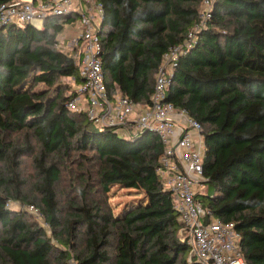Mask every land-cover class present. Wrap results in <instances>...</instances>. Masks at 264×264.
Masks as SVG:
<instances>
[{
    "label": "trees",
    "instance_id": "16d2710c",
    "mask_svg": "<svg viewBox=\"0 0 264 264\" xmlns=\"http://www.w3.org/2000/svg\"><path fill=\"white\" fill-rule=\"evenodd\" d=\"M96 1L106 88L145 106L163 54L199 23L202 0ZM209 14L177 60L166 99L203 127V206L235 224L248 264H264V0H213ZM73 18L49 16L40 29L0 26V264H67L73 251L79 264H196L156 173L157 135L121 137L67 107L76 95L62 79L83 80L76 56L59 48ZM20 133L21 143L13 139ZM32 154L39 179L30 202L47 228L8 207L27 201L20 165ZM71 160L83 177L64 217L56 186L60 164ZM114 186L139 192L141 202L113 213L106 196Z\"/></svg>",
    "mask_w": 264,
    "mask_h": 264
},
{
    "label": "built area",
    "instance_id": "2783aa9c",
    "mask_svg": "<svg viewBox=\"0 0 264 264\" xmlns=\"http://www.w3.org/2000/svg\"><path fill=\"white\" fill-rule=\"evenodd\" d=\"M212 2L202 0L199 23L187 32L182 42L170 46L163 54L150 102L145 106L117 89L109 93L106 88L98 34L102 9L96 0H13L0 5V26L27 23L40 29L49 16H78L79 35L73 42L79 44L76 63L83 80L74 85L72 90L76 96L67 107L84 112L96 127L114 128L121 137L134 138L142 132L156 134L163 147L156 173L172 194L180 224L178 233L183 235L181 240L186 242L193 258L189 261L248 264L241 252L235 224L212 218L198 197L207 180L202 164L203 127L188 109L166 99L173 68L194 43L196 32L204 27ZM92 8L95 13L90 11ZM29 209L40 214L33 205ZM71 264L79 263L72 259Z\"/></svg>",
    "mask_w": 264,
    "mask_h": 264
},
{
    "label": "rangeland",
    "instance_id": "374dc122",
    "mask_svg": "<svg viewBox=\"0 0 264 264\" xmlns=\"http://www.w3.org/2000/svg\"><path fill=\"white\" fill-rule=\"evenodd\" d=\"M85 9L87 7L85 6ZM92 13H95L94 9H90ZM78 16H74L71 23L66 24L64 26L63 32L58 36L59 40V48L63 51L69 53L73 57L77 55L79 52V44L75 45V42H73L76 38L77 34H72V37L69 38L66 36L67 34H70L71 32H74L75 27L78 23ZM69 36V35H68ZM71 42V43H70ZM72 46H75L74 49H72ZM72 49V50H71ZM65 86H67L68 91L73 89L72 81H68L67 79H62L61 81ZM45 86L42 84H38L37 88H44ZM13 139H17L19 143L23 142V134H16L13 135ZM78 154L76 153L73 159H77ZM34 154L30 156H25L21 158V165H20V178L24 181V186L20 190L21 196L25 197L27 201L25 203H22L16 199H12L8 203V207L15 209V210H22L27 212V215L29 216V219L33 222H35L37 225H40L41 227L47 228L46 223L44 222L42 216L40 214H37L33 210L29 209L30 205H34L35 208L36 205L32 204L30 202L32 199L36 198V189L35 186L38 182V174L35 169L34 164ZM72 159V158H71ZM61 166V172H60V178L56 186V190L58 193V201L60 203V207L62 209V215L64 217L67 216V213L70 211L68 208V204L70 200H77V190L79 189V180L83 177V171L81 167L78 165L77 160H71L68 162H62L60 164ZM96 167L91 168L92 172L95 170ZM11 191L15 192L13 187H11ZM90 197L97 199V197H100L99 194L94 193ZM141 195L139 192H136L134 190L126 189V188H120L118 186H114L110 188L106 198L107 202L112 210L113 213H118L122 210L131 208L133 206H137L141 201ZM183 235H179L181 238ZM77 241H80L79 239ZM82 245H85V242H81ZM75 255V252L71 253L69 258L67 259L66 263L71 264V260L76 258L73 256ZM189 260H192V256H187ZM53 264H61L59 261H56V259L52 260Z\"/></svg>",
    "mask_w": 264,
    "mask_h": 264
},
{
    "label": "crops",
    "instance_id": "0c3cea01",
    "mask_svg": "<svg viewBox=\"0 0 264 264\" xmlns=\"http://www.w3.org/2000/svg\"><path fill=\"white\" fill-rule=\"evenodd\" d=\"M63 32V31H62ZM72 34H77L75 38L78 37L79 35V27H78V23H77V26L75 27V30L74 32H71L70 34H67L66 36L69 38L70 36L72 37ZM69 35V36H68ZM71 43V42H70ZM72 48H74V46H72Z\"/></svg>",
    "mask_w": 264,
    "mask_h": 264
}]
</instances>
